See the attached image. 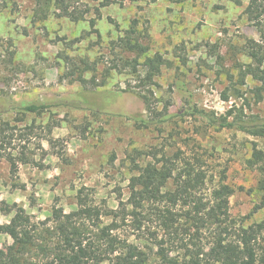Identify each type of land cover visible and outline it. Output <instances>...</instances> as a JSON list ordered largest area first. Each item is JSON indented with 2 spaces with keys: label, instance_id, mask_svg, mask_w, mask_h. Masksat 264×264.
I'll use <instances>...</instances> for the list:
<instances>
[{
  "label": "rangeland",
  "instance_id": "rangeland-1",
  "mask_svg": "<svg viewBox=\"0 0 264 264\" xmlns=\"http://www.w3.org/2000/svg\"><path fill=\"white\" fill-rule=\"evenodd\" d=\"M241 1L126 0L123 5L114 2L102 7L106 0H78L71 3L72 8L88 13L84 20L72 22L61 17L55 2L0 0L2 110L23 101L52 106L70 102L82 108L53 107L40 115L0 114V224H8L14 215L1 208L18 204L33 221L50 219L54 225L55 213L77 211L80 194L97 205L116 209L121 197L129 198L130 179L138 174L132 158L144 166L152 160L146 153L162 148L171 156L181 151L186 157L197 155L205 161L212 180L207 192L227 170L225 182L235 190L230 213L237 226L263 222L264 209L253 214L264 197L260 177L247 160L254 145L264 153V137L211 128L201 119L181 116L159 128L138 127L137 119L149 117L143 102L133 94L115 96L121 90L140 92V81L131 69L119 64L122 54L112 48V42L136 19L148 56L161 55L164 60L150 89L160 109L169 104L170 113L179 115L187 106V96L192 95L201 110L221 115L234 105L245 106L249 115L264 119V92L262 101L254 93L264 83L251 76L244 83L241 79L253 64L244 46L250 39L264 42V34L244 13L249 0ZM96 9H101L102 19L95 32L89 22L96 17ZM81 60L99 69L86 74L88 82L94 76L100 80L101 72L114 62L119 67L104 86L92 88L82 84L76 73L75 65ZM177 82H183L187 92L178 90ZM224 92L229 101L223 99ZM11 159L17 173L12 171ZM148 218L139 240L129 229L121 235L130 236L131 242L150 253L156 242L151 234L158 233L159 241L166 237L157 217ZM85 229L88 236L93 234L89 223ZM11 244L9 235L0 236V250Z\"/></svg>",
  "mask_w": 264,
  "mask_h": 264
},
{
  "label": "trees",
  "instance_id": "trees-1",
  "mask_svg": "<svg viewBox=\"0 0 264 264\" xmlns=\"http://www.w3.org/2000/svg\"><path fill=\"white\" fill-rule=\"evenodd\" d=\"M55 2L61 17L72 22L85 19L87 11L72 8L71 3L78 0H45ZM126 0H106L102 7ZM143 2L146 0H131ZM156 2L158 0H147ZM172 3L179 0H169ZM241 4V0H235ZM248 20L252 21L260 33L264 34V0H249L244 10ZM96 17L89 22L95 32L97 23L102 19L101 9H96ZM117 29L119 24L110 19ZM114 51L122 54L118 60L123 68L132 70L140 84L134 90L115 92L117 98L122 94L136 95L144 104L147 119H137L136 125L142 128H159L177 116L197 118L205 121L211 128L220 130H235L253 137H264V119L249 115L245 106L234 105L225 114L201 110L192 101V95L187 96L186 107L178 114L170 113L167 104L159 108L150 90L155 85V79L161 73L164 64L163 57H149V48L140 35V23L133 20L129 29L116 41L112 42ZM253 64L242 73L244 80L251 76L254 80L264 83V42L263 40H248L244 46ZM134 56L135 58H131ZM145 58V62L140 60ZM117 63V62H116ZM101 72L100 80L94 76L90 82L85 78L87 73H98L99 69L81 60L75 65V70L82 84H91L99 88L106 84L116 64ZM232 77L230 76V79ZM101 81V82H100ZM176 87L181 92H187L183 82H177ZM263 87L254 89L257 100H263ZM240 93V92H239ZM150 94V95H149ZM230 96L224 92L223 99L229 101ZM249 100L246 98V103ZM60 107L79 111L82 108L76 103L61 102L56 106L42 102L10 103L0 114L14 112L19 115L43 114L50 108ZM54 144L53 140L50 141ZM143 155V153L141 154ZM161 155V156H160ZM146 157H152L144 166H139L136 158H132L138 174L130 179L129 198L121 197L116 209L90 202L88 195L80 194L77 211L58 216L55 213L54 225L51 220L35 222L26 210L14 204L1 208L3 213H14L8 224H0V236L9 235L12 244L0 250V264H264V221L251 226H237L230 213V199L235 190L227 184V170L221 179L207 192L208 184L212 182L205 161L194 155L186 157L181 151L173 156L165 148L155 152H147ZM12 171L17 173V165L11 159ZM250 169L259 174V189L264 195V153L253 146L252 156L247 160ZM150 206L149 213L146 208ZM264 209L263 201L256 206L253 214ZM152 211L153 216L161 223L165 231V240L156 237L154 248L148 253L130 236L122 237L121 233L128 229L139 240L140 233L145 231V221ZM108 219L109 222H104ZM85 223L93 227V234L85 229ZM127 229V230H125ZM91 232V231H90ZM156 249V252H154Z\"/></svg>",
  "mask_w": 264,
  "mask_h": 264
}]
</instances>
